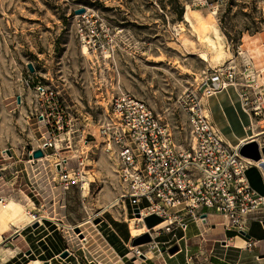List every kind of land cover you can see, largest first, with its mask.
Instances as JSON below:
<instances>
[{"label": "rangeland", "instance_id": "rangeland-1", "mask_svg": "<svg viewBox=\"0 0 264 264\" xmlns=\"http://www.w3.org/2000/svg\"><path fill=\"white\" fill-rule=\"evenodd\" d=\"M196 1L0 0V169L11 166L17 173L10 180L0 175V197L24 205V222L31 219L27 212L53 222L64 236L68 254L80 251V264H112L107 247L93 240L98 219L133 218L124 213L121 201H115L121 193L115 159L93 146L96 139L100 141L97 127L103 97L128 91L142 99L170 126L175 142L182 144L190 140V123L180 97H198L216 127L207 89L234 82L252 115V127L262 131L258 137L264 138L261 71L248 53L239 51L244 33L264 35V0H206V6ZM187 4L224 33L230 59L222 65L214 66L210 45L185 20ZM84 6L88 9L75 13ZM228 65L236 68L234 81L221 77L209 86L208 77ZM30 72L55 85L68 106L75 153L83 149L81 155L87 157L82 165L84 188L74 184L63 189L57 182L53 162L66 151L65 141L58 142L59 152L49 149L47 158L29 157V150L42 144L48 129L39 121L38 98L23 82ZM68 164L76 163L72 158ZM74 227L83 230L82 236ZM4 234L10 236L0 240V260L15 232ZM32 255H37L36 250ZM64 258L57 257L53 264H71Z\"/></svg>", "mask_w": 264, "mask_h": 264}, {"label": "built area", "instance_id": "built-area-1", "mask_svg": "<svg viewBox=\"0 0 264 264\" xmlns=\"http://www.w3.org/2000/svg\"><path fill=\"white\" fill-rule=\"evenodd\" d=\"M195 3L207 5L206 0ZM78 26L81 34V22ZM236 76L233 65L214 71L212 75L214 82L221 77L234 81ZM23 82L38 98L39 121L48 127L44 141L29 150V157L34 160L32 153L40 148L44 153L41 158H47L49 149L59 152L58 142L65 141V147H70L72 153L60 154L53 162L57 182L63 189L74 184L84 188L86 180L82 165L87 157L81 155L83 149L77 155L75 153L77 148L72 144L74 123L63 96L55 85L47 84L34 72L27 73ZM241 95L248 102V97H244L246 92ZM179 102L190 123V140L182 144L175 142L170 126L162 122L145 101L130 92L119 91L102 98V114L97 127L100 141L96 139L93 146L101 147L115 159L121 186L116 201H121L123 210L140 220L133 224L137 233L132 232L127 221L129 232L133 237L148 232L152 239L150 245L171 246L180 240L176 231L187 230L188 217L196 223L206 224L207 214L214 212L224 217L227 227L243 235L251 217L264 206V196L252 188L246 175V169L257 162L240 155L241 144L232 146L220 135L204 113L198 97H180ZM254 112L257 114V109ZM257 141L261 149L264 138ZM84 145L90 148L87 140ZM72 158L75 166L68 164ZM135 209H138L139 217ZM153 214L162 222L149 229L145 218ZM42 218L32 213L29 225ZM80 232H83L81 228ZM164 233L172 234L171 239L157 241ZM83 236L86 239L84 233ZM253 244L254 241L248 239L245 246L249 248ZM131 250L134 256L143 255L137 246Z\"/></svg>", "mask_w": 264, "mask_h": 264}, {"label": "crops", "instance_id": "crops-1", "mask_svg": "<svg viewBox=\"0 0 264 264\" xmlns=\"http://www.w3.org/2000/svg\"><path fill=\"white\" fill-rule=\"evenodd\" d=\"M218 131L232 145L219 129ZM251 138L260 139L257 136L246 140ZM256 162L246 169V175L252 188L264 196V156ZM124 213L128 214L126 210ZM44 218L32 225L26 221L18 230L14 229L12 226L14 224L10 221L7 225H2L4 229L0 232V240H8L10 235L4 233L10 232L11 229L14 230L15 235L11 243H6L7 250L5 248L0 264H31L33 261H38L37 264H53L55 262L60 253L66 250V242L60 229L53 222H44L46 220ZM188 219L187 230L176 231L180 240L173 244L179 247L174 253L169 252V248L173 245L164 246L159 243L158 248L150 243H143L137 246L143 255L134 256L131 250L134 247L131 245L134 237L129 232L128 223H125L128 219L125 218L122 221L111 215L102 216L100 223L95 225L97 232L93 240L97 245L104 244L107 247L113 259L112 264H264V208L254 213L243 235L227 227L224 217L214 212L207 214L206 224L196 223L189 217ZM34 224L37 225L34 226ZM98 225L102 230L96 227ZM162 236L164 238L159 242L169 241L172 234L164 233ZM248 239L254 241L249 248L245 246ZM84 240L87 242V237ZM35 250L37 255L33 256ZM79 253L80 251L78 254L70 251L67 255L68 262L80 264ZM61 258L65 260L64 257Z\"/></svg>", "mask_w": 264, "mask_h": 264}, {"label": "bare ground", "instance_id": "bare-ground-1", "mask_svg": "<svg viewBox=\"0 0 264 264\" xmlns=\"http://www.w3.org/2000/svg\"><path fill=\"white\" fill-rule=\"evenodd\" d=\"M84 7L86 10L88 9L86 6ZM194 11L195 10L187 4L184 11L185 20L194 25L197 33L199 35L203 34L205 41L210 45L214 61L217 62L214 66L222 65L225 60L230 59V52L226 48V37L224 33L216 22L207 19L201 13L196 14ZM242 39L243 42L239 46V51L241 54L248 53L250 58L256 64V67L261 71V80L264 84L263 32L258 31L254 34L244 33ZM192 48L195 47L192 46ZM207 81L209 86L214 82L212 75L208 77ZM206 93L216 127L232 145H238L242 141H245L250 137H257L262 133V131H257L255 127H252V115L248 109L243 106L242 99L234 82L225 81L218 87H209ZM224 106H227V110L224 109ZM64 149L66 151L61 153L62 155L72 153L70 147H65ZM7 169L8 173L5 174L6 176L4 175L5 179L10 180L17 175L13 167L9 166ZM114 203L115 202L112 201L108 206H112ZM0 204V224L7 225L9 221H13L12 224L14 225L12 226L15 230H18L26 219V216L23 214L24 205L11 198L6 201L4 197H1ZM27 215H31V212H27ZM139 221L138 218L128 219L133 233H137L138 231L133 229V224ZM37 263L38 261L31 262V264Z\"/></svg>", "mask_w": 264, "mask_h": 264}, {"label": "water", "instance_id": "water-1", "mask_svg": "<svg viewBox=\"0 0 264 264\" xmlns=\"http://www.w3.org/2000/svg\"><path fill=\"white\" fill-rule=\"evenodd\" d=\"M74 11L76 14H81L85 11V7L76 8ZM239 153H240V155H242L246 158H249L253 161H259L264 156V146H262L260 149L257 139L251 138L249 140L244 141L240 145ZM43 156H44V153L40 148L35 149L32 153V157L35 159L41 158ZM7 173H8V169H4V170L0 171V175H5ZM134 211L136 213V216L139 217L138 209H135ZM100 220L101 219H98L96 221V223L99 222ZM160 222H162V219L160 217H158L157 215H154V214L147 216L145 218V223L149 229H152L154 226L158 225ZM36 225L34 224V226H36ZM74 230L76 232H79L80 236H82V234L80 233L79 227H74ZM151 240L152 239H151L150 234L148 232H145L141 235L134 237L132 242H131V245L132 246H138V245H141L143 243H149V242H151ZM178 249H179L178 245H173L172 247L169 248V252L174 253ZM67 255H68V250H64L60 253L61 257H66Z\"/></svg>", "mask_w": 264, "mask_h": 264}, {"label": "trees", "instance_id": "trees-1", "mask_svg": "<svg viewBox=\"0 0 264 264\" xmlns=\"http://www.w3.org/2000/svg\"><path fill=\"white\" fill-rule=\"evenodd\" d=\"M27 260H28V258H27Z\"/></svg>", "mask_w": 264, "mask_h": 264}]
</instances>
